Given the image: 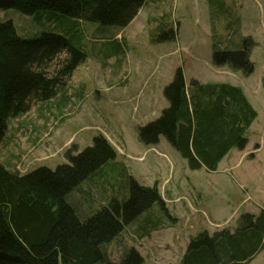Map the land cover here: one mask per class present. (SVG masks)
<instances>
[{
    "label": "rangeland",
    "instance_id": "1",
    "mask_svg": "<svg viewBox=\"0 0 264 264\" xmlns=\"http://www.w3.org/2000/svg\"><path fill=\"white\" fill-rule=\"evenodd\" d=\"M57 14L56 22H51L55 26L41 28L63 34L87 57L56 96L33 102L25 114L9 120L0 143L2 162L21 174L40 166L55 168L69 162L66 152L73 145L75 154L103 135L116 157L103 167L106 179L95 178L91 184L92 204L77 201V189L69 195V200L77 199L71 203L78 215L95 213L111 197L125 201L132 192L130 178L140 185L158 186L165 200L140 214V219L149 216L154 225L145 236L135 233L134 224L106 244L109 259L116 263L135 247L148 264H180L191 237L203 231L235 230L241 215L260 213L264 208V0H146L126 27L61 19ZM32 17L16 9L0 10V23L11 20L22 37L38 35L36 27L25 28L34 22ZM242 38H249L248 67L214 64L215 48L243 46ZM179 67L188 85L197 79L241 86L258 112L246 132V146L231 149L217 170L190 168L163 136L157 144H146L139 137L140 127L170 105L164 89ZM249 264H264V249Z\"/></svg>",
    "mask_w": 264,
    "mask_h": 264
},
{
    "label": "trees",
    "instance_id": "2",
    "mask_svg": "<svg viewBox=\"0 0 264 264\" xmlns=\"http://www.w3.org/2000/svg\"><path fill=\"white\" fill-rule=\"evenodd\" d=\"M145 2L0 0V10L16 9L55 22L59 13L61 19L126 27ZM38 30V35L27 38L19 35L11 20L0 23V143L11 118L25 114L33 102L56 96L87 57L63 34ZM242 40L243 46L215 48L214 64L248 67L251 62L245 45L249 38ZM164 93L170 105L156 120L140 127L139 137L146 144H157L163 136L188 160L190 168L211 171L218 169L231 149L246 146V132L258 112L241 86L197 79L188 85L179 67ZM72 148L66 152L69 162L55 168L40 166L25 174L0 160V264H148L135 247L122 263L113 262L106 244L134 224L140 236L153 229L149 216H139L154 204H165L158 186L140 185L130 178L129 198L111 197L100 210L81 218L71 202L92 204L91 184L95 178L106 179L103 167L115 159L116 152L103 135L75 154ZM76 189L79 199L72 196L69 200ZM263 249L264 208L259 214L241 215L235 230L203 231L191 237L180 264H249Z\"/></svg>",
    "mask_w": 264,
    "mask_h": 264
},
{
    "label": "crops",
    "instance_id": "3",
    "mask_svg": "<svg viewBox=\"0 0 264 264\" xmlns=\"http://www.w3.org/2000/svg\"><path fill=\"white\" fill-rule=\"evenodd\" d=\"M38 18L40 19V15H36V14H34L33 17H32V19H31V20L34 21V22L31 23V24H29V25H27L25 28H26V29H30V28H31V29H35L34 27H36L37 29H40V28H41L42 26H44L45 24L51 26V22H52V21H50L48 18L43 17L42 19H40V21H37ZM39 19H38V20H39ZM52 25H54V24L52 23ZM222 161H223V160H222ZM222 161H221V162H222ZM221 162H220V163H221ZM220 163H219V165H220ZM230 200H231V199H230ZM251 213H253V212L251 211ZM254 214H257V213H254ZM145 232H147V231H145ZM145 232H144V233L142 232V233L144 234V235L142 234V236H145V235L147 234V233H145ZM257 256H258V255H257ZM257 256H256V257H257ZM256 257H255V258H256ZM255 258H254V259H255ZM254 259H253V260H254ZM253 260H252V261H253Z\"/></svg>",
    "mask_w": 264,
    "mask_h": 264
}]
</instances>
